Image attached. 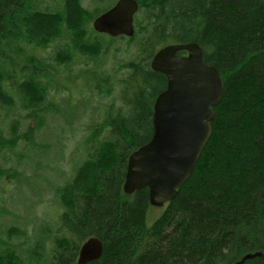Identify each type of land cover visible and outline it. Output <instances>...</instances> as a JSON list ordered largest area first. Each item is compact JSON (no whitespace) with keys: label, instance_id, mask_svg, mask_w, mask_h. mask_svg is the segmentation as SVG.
<instances>
[{"label":"trees","instance_id":"16d2710c","mask_svg":"<svg viewBox=\"0 0 264 264\" xmlns=\"http://www.w3.org/2000/svg\"><path fill=\"white\" fill-rule=\"evenodd\" d=\"M109 1L92 11L83 0H0V106L15 102L12 80L21 97L41 100L45 80L57 73L43 51L71 42L93 52L101 33L90 24ZM138 1L134 36H119L134 46L120 78L122 102L109 112L107 137L60 188L65 235L50 264H78L80 246L92 236L104 249L89 264H233L264 253V0ZM190 42L219 70L223 93L191 176L151 222L148 188L124 192L128 158L151 139L155 100L167 87L166 75L150 67L154 54ZM73 47L57 49L54 58L71 61ZM19 261L11 247L0 252V264Z\"/></svg>","mask_w":264,"mask_h":264},{"label":"rangeland","instance_id":"374dc122","mask_svg":"<svg viewBox=\"0 0 264 264\" xmlns=\"http://www.w3.org/2000/svg\"><path fill=\"white\" fill-rule=\"evenodd\" d=\"M107 1L83 3L93 11ZM93 44V52L83 53L69 42L76 50L71 61L54 58L57 49L67 51L69 45L43 51L57 73L56 80H45L50 86H42L41 100L33 101L31 93L21 97L12 80L9 90L15 102L0 106V252L13 248L20 264L51 263L55 243L65 235L59 231L66 212L60 188L88 161L91 148L107 137L109 112L122 102L120 78L134 46L104 34ZM163 209L151 206L149 221Z\"/></svg>","mask_w":264,"mask_h":264},{"label":"water","instance_id":"95a60500","mask_svg":"<svg viewBox=\"0 0 264 264\" xmlns=\"http://www.w3.org/2000/svg\"><path fill=\"white\" fill-rule=\"evenodd\" d=\"M139 8L138 0H117L92 26L114 38L132 37ZM182 51L186 54L180 55ZM150 66L166 75L168 83L155 100L151 139L129 155L123 189L130 195L147 187L150 204L162 207L187 182L212 134L214 106L221 100L223 81L219 70L204 61L197 42L163 46ZM103 249L100 238L89 237L80 248L78 264L99 259ZM257 256L264 258V253L249 252L233 264Z\"/></svg>","mask_w":264,"mask_h":264},{"label":"flooded vegetation","instance_id":"af4514ba","mask_svg":"<svg viewBox=\"0 0 264 264\" xmlns=\"http://www.w3.org/2000/svg\"><path fill=\"white\" fill-rule=\"evenodd\" d=\"M185 54H186V52H185ZM79 251H80V249H79ZM78 255H79V253H78ZM77 263H78V257H77Z\"/></svg>","mask_w":264,"mask_h":264}]
</instances>
